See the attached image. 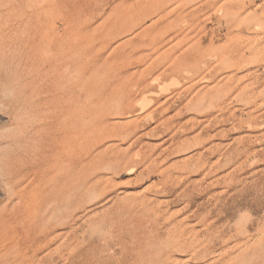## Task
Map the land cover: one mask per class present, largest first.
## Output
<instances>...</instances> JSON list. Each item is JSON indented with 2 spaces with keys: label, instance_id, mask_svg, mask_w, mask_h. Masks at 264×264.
<instances>
[{
  "label": "rangeland",
  "instance_id": "374dc122",
  "mask_svg": "<svg viewBox=\"0 0 264 264\" xmlns=\"http://www.w3.org/2000/svg\"><path fill=\"white\" fill-rule=\"evenodd\" d=\"M0 264H264V0H0Z\"/></svg>",
  "mask_w": 264,
  "mask_h": 264
}]
</instances>
